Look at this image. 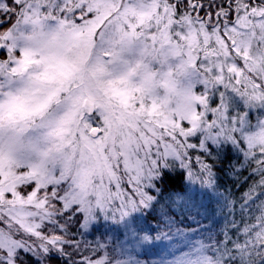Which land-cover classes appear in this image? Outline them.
I'll return each instance as SVG.
<instances>
[{
	"label": "snow or ice",
	"instance_id": "obj_1",
	"mask_svg": "<svg viewBox=\"0 0 264 264\" xmlns=\"http://www.w3.org/2000/svg\"><path fill=\"white\" fill-rule=\"evenodd\" d=\"M237 98L264 107V0H0V264H136L86 230L156 208L171 169L214 187L193 153L223 143L256 189L232 204L219 255L186 264H255L264 120L251 127Z\"/></svg>",
	"mask_w": 264,
	"mask_h": 264
},
{
	"label": "trees",
	"instance_id": "obj_2",
	"mask_svg": "<svg viewBox=\"0 0 264 264\" xmlns=\"http://www.w3.org/2000/svg\"><path fill=\"white\" fill-rule=\"evenodd\" d=\"M193 156H199L212 167L216 184L214 187L198 188V182L187 180L186 168L169 170L170 179L163 182L164 192L156 208L132 216L133 227L142 235L147 234L154 244L145 243L139 249L129 248L126 230L112 220L98 221L86 230L87 235L83 238L89 242H103L106 238L109 246L125 253V260L136 264H186L201 252L209 256L219 255L215 246L232 219V204H238L243 197L251 199L249 193L256 189V176L251 174L248 159L229 143L218 147L210 144L207 149L193 153ZM233 167L235 172L230 170ZM193 168L195 171L198 169L195 161ZM177 194H180L179 197ZM262 199L264 196L258 195L249 207ZM22 258L24 264H40L35 253H22ZM44 264H65V261L53 252ZM228 264H241V257L233 255ZM255 264H264V257L256 258Z\"/></svg>",
	"mask_w": 264,
	"mask_h": 264
},
{
	"label": "rangeland",
	"instance_id": "obj_3",
	"mask_svg": "<svg viewBox=\"0 0 264 264\" xmlns=\"http://www.w3.org/2000/svg\"><path fill=\"white\" fill-rule=\"evenodd\" d=\"M234 108L237 110H243V111L248 113L249 125L253 128L258 124V122L260 120H264V107H261L259 105H257V106H245L244 102L242 100H240L239 98H237L236 101L234 102ZM229 144H231L233 147L238 148V146L233 145L232 143H229ZM211 145L218 147L221 144H211ZM192 170L195 171L194 168H192ZM196 185H198V188L199 187L201 188V185L199 184V182ZM137 213H139V212H137ZM134 214H136V213H134ZM132 216L127 217L125 220H117L114 218H107L105 220H112L114 222L120 223V225L126 230V233H127V235H126L127 240L126 241L128 243L129 248L135 247L136 249H139V248L143 247L142 245H144L145 243L154 244V241L149 239V237L147 240L144 239V236L147 234L142 235L140 232H138V230L135 226L133 227ZM95 223H97V222H95ZM90 227H92V226H90Z\"/></svg>",
	"mask_w": 264,
	"mask_h": 264
}]
</instances>
